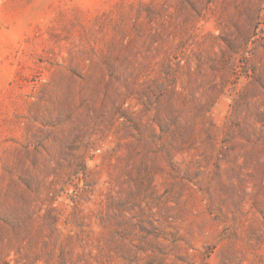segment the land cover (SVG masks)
<instances>
[{
  "label": "rangeland",
  "instance_id": "rangeland-1",
  "mask_svg": "<svg viewBox=\"0 0 264 264\" xmlns=\"http://www.w3.org/2000/svg\"><path fill=\"white\" fill-rule=\"evenodd\" d=\"M0 264H264V0H0Z\"/></svg>",
  "mask_w": 264,
  "mask_h": 264
},
{
  "label": "trees",
  "instance_id": "trees-1",
  "mask_svg": "<svg viewBox=\"0 0 264 264\" xmlns=\"http://www.w3.org/2000/svg\"><path fill=\"white\" fill-rule=\"evenodd\" d=\"M124 239H126V238H124Z\"/></svg>",
  "mask_w": 264,
  "mask_h": 264
}]
</instances>
